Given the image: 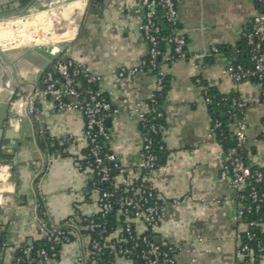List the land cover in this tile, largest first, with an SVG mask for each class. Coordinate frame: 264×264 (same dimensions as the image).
Segmentation results:
<instances>
[{"label":"crops","instance_id":"1","mask_svg":"<svg viewBox=\"0 0 264 264\" xmlns=\"http://www.w3.org/2000/svg\"><path fill=\"white\" fill-rule=\"evenodd\" d=\"M85 1L88 7L85 6L84 12H79L78 4L73 3L25 19L0 21V47L8 49L21 44L24 26L29 29L44 22L50 24L51 11L61 10L69 15L62 33L50 28L40 43L50 38L59 41L68 30L74 32L61 57L87 64L98 77V86L119 110L107 119L110 139L104 146L116 154L124 167L134 170L142 162V137L129 110L149 97L156 78L148 69L124 77L112 74L111 70L132 68L147 56L148 45L140 29L142 17L136 11V0ZM175 2L177 28L187 42L185 57L172 61L166 60L171 52L169 44L162 45L163 68L168 76L163 99L166 153L153 182L168 204L155 239L181 246L176 264H264L261 257L240 251L248 229L235 218L242 199L229 179L221 178L220 152L224 145L212 130L213 118L203 95L206 86L216 95L233 96L245 103L238 109L247 122V169L264 171V87L257 78L236 81L224 72L232 63L249 65L244 33L261 12V6L258 0ZM163 19L160 14L159 20L165 27ZM14 29L19 30L18 38L14 37ZM213 47L220 51L213 52ZM199 52L209 55L193 59ZM21 53L25 55L27 51ZM22 55L19 59L7 55L14 67L9 65L0 71V98L14 91V102L33 90L44 58L36 53L26 58ZM18 80L26 83L20 85ZM26 105L25 100L16 105L20 116L16 121L12 119L13 123L8 121L5 127L3 152L10 156L18 154V165L15 167L10 160L9 171H0L3 264H17L13 260L16 251L41 240L40 217L52 225H60L74 211L78 220L98 211L97 195L88 192L91 170L80 169L76 160L85 151L84 141L79 138L75 143H58L54 152L41 136V130L45 129L49 136L70 132L79 137L85 124L82 114L59 109L51 97L37 98L34 114L28 112ZM40 208L43 216L39 214ZM258 228L264 234V221ZM86 245V239L62 244L55 264H75L87 252ZM113 264L133 262L120 256Z\"/></svg>","mask_w":264,"mask_h":264},{"label":"built area","instance_id":"2","mask_svg":"<svg viewBox=\"0 0 264 264\" xmlns=\"http://www.w3.org/2000/svg\"><path fill=\"white\" fill-rule=\"evenodd\" d=\"M136 1V11L142 17L140 29L148 45L147 56L132 68L121 67L111 72L124 77L148 69L156 78L155 88L149 97L129 110L141 132V165L134 170L128 169L114 152L105 149L104 142L110 139L107 119L119 110L98 86V77L91 72V68L71 58L56 59L43 72L36 88L22 96L31 114L37 111V98L51 97L59 109L78 111L84 117L85 124L79 137L70 132L49 136L45 129L41 130V136L59 143H75L79 138L84 141L85 151L76 160L80 169L87 167L91 170L88 192L97 195L98 211L85 218L86 222L76 219L77 213L74 211L60 225H52L40 217L41 239L48 246L38 249L36 257H33L31 244L21 247V254L13 255L17 264H55L58 259L56 246L83 242L84 239L87 252L79 256L75 264H113L120 256L133 264H176V255L181 246L167 241L157 242L155 239L162 212L168 203L161 197L153 177L162 167L159 151L166 150L164 134L167 125L165 109L160 102L167 75L163 68L162 45L169 44L171 52L166 60L172 61L185 57L187 40L177 28L175 0ZM258 2L262 10L244 33L250 63H232L224 72L236 81L257 78L264 87V0ZM160 14H163L172 31L163 29ZM79 26L80 23L77 24ZM212 50L220 51L218 47ZM208 55V52L195 53L193 59ZM203 95L207 106L213 103L206 86L203 87ZM262 101L264 104V90ZM231 106L243 108L245 103L232 97ZM227 126L232 129L233 142L220 152L223 162L221 178L229 179L232 187L239 192L242 203L235 218L248 226L245 236L249 240H256L257 251L264 260V244L252 230L262 221L254 216L264 206V187H261L264 171L261 168L247 169L244 155L248 141L245 117H237L229 121ZM222 127V121L216 118L212 130ZM115 210L119 216L117 228L111 227L109 221L110 214ZM240 251L253 257L256 252L255 247L248 242L242 243Z\"/></svg>","mask_w":264,"mask_h":264},{"label":"trees","instance_id":"3","mask_svg":"<svg viewBox=\"0 0 264 264\" xmlns=\"http://www.w3.org/2000/svg\"><path fill=\"white\" fill-rule=\"evenodd\" d=\"M33 1L34 0H18L20 7H26V6L30 5L31 3H33ZM163 21H164L165 27L163 26V23L160 22L162 27H163V29L165 31H172L171 27L169 26V24L167 23L165 18L163 19ZM164 84H165V86H164V88L162 90V97L160 98V102L162 103V105H163V99H164V93H165L164 90H165V88L168 85V76L167 75H166ZM82 86H83V84H82ZM208 89H209L210 95L213 98V103L208 105L209 111H210V113L212 115V118H213V122H214V120L216 118H219L222 121V123H223V127L222 128H218L217 130H215V132L217 133L219 138L222 140L224 148H226L227 146H229L233 142L232 131L227 126V124H228L229 121L234 120L237 117H240L241 113H240V111H239L237 106H231V99H232L233 96L216 95L211 90V88H208ZM223 97L225 99H223ZM165 123H166V121H165ZM45 141L48 142L50 151H54L55 152V150H58V148H57L58 143H59L58 141L50 139V138L45 139ZM51 143H53L54 145L50 146ZM105 149H107V148H105ZM165 153H166V150L165 151H159L161 162H162V156ZM244 155H245V152H244ZM261 187H264V182L262 183ZM39 214L41 216H43V214L41 213V208L39 209ZM109 218H110L109 219L110 226L113 227V228H117L118 225H119V221H118L119 216L117 215V211L115 210L113 213H111ZM254 218L262 219V221H264V206L262 207L260 213L256 214L254 216ZM82 221L86 222L85 219L82 220ZM258 226H259V224L257 226H255L252 230L257 234L258 237H260V239L262 240V242L264 244V234L260 232ZM244 242H248L253 247H255V250H256L255 258H259L261 253H259L257 251V248H256V243L257 242H256V240H249L246 236H244ZM3 243H4V232H3V230H0V252L2 251ZM25 245H28V244H25ZM31 245L33 246V257H36V251L38 249L48 246V244L45 242L44 239H41L40 241L34 242ZM60 246H56V251L58 252V258H59V253H60ZM15 254H17V255L21 254V249H18ZM0 264H3L1 259H0ZM244 264H248V263H244Z\"/></svg>","mask_w":264,"mask_h":264},{"label":"water","instance_id":"4","mask_svg":"<svg viewBox=\"0 0 264 264\" xmlns=\"http://www.w3.org/2000/svg\"><path fill=\"white\" fill-rule=\"evenodd\" d=\"M36 3H42L38 8H34L35 4L26 9L23 13L25 15L30 14L33 10H44L46 8L50 7V4L54 3L55 1H58L59 3L63 2H72L77 0H34ZM33 1V2H34ZM91 1V0H90ZM93 1V0H92ZM88 7V6H86ZM92 12V10H90ZM70 41L64 40L61 42H58L57 44H34L30 47H28L27 53L23 55V58H26L28 54L30 53H36L44 58V62L39 66L40 71L37 75L38 78L34 82L33 89L36 88L39 78L42 76L43 72L59 57L62 56L64 50L69 46ZM57 49V50H56ZM6 51L0 52V68H2V65L5 63H8L10 66L14 67V63L10 61L6 57ZM16 70V69H15ZM16 74V71L14 72V76ZM6 79H4V82ZM19 81V80H18ZM26 82L19 81V84L22 85ZM14 91L11 94H7V96H4L3 98H0V171H9L8 165L9 161L11 160L12 164L16 167L18 165V154H15L13 156H10L8 154H4L3 152V144L6 142V139L4 138L7 135V131L5 130L6 123L9 121L10 123H13L12 119H18L20 114L16 107L17 104L20 102L24 103V97L21 95L17 97L14 102H12V98L14 97ZM26 109H28V105H26ZM10 134V133H9ZM8 144V142H7ZM1 212V209H0ZM159 238H156V241L158 242ZM32 244V242L30 243Z\"/></svg>","mask_w":264,"mask_h":264},{"label":"rangeland","instance_id":"5","mask_svg":"<svg viewBox=\"0 0 264 264\" xmlns=\"http://www.w3.org/2000/svg\"><path fill=\"white\" fill-rule=\"evenodd\" d=\"M4 1L5 0H0V20L1 21H5V20H7L13 16H24L25 14L23 12L36 3V1H34L33 3H31L30 5H28L26 7H20L18 0H9L8 2L7 1L4 2ZM40 5H42V3H40V2L36 3L34 8H38ZM49 14H50L51 21H52L50 24H47L46 22H44L43 24H39V26L37 28L35 26L30 27L27 30L28 34H31V33L36 34V35L40 34L39 36H41L43 34L42 37H45L50 28H52V31H55V33H62L64 31L66 25L69 23V15L67 16V15L63 14L61 12V10L51 11V12H49ZM13 31H14V34L16 35L14 37L18 38L19 37V35H18L19 30L14 29ZM30 46H32V45L28 44V43H21V44L12 45L11 47H8L7 53L5 55H6V57L8 54L9 55H16V56H18L17 59H19V57L22 54H24L21 52L27 51L28 47H30ZM22 57H23V55H22ZM8 66H9V64L5 63L4 65H2V68H0V71L7 69Z\"/></svg>","mask_w":264,"mask_h":264},{"label":"bare ground","instance_id":"6","mask_svg":"<svg viewBox=\"0 0 264 264\" xmlns=\"http://www.w3.org/2000/svg\"><path fill=\"white\" fill-rule=\"evenodd\" d=\"M73 3H77L78 4L79 12H84V9H85V6H86V1L85 0H77V1H72V2H63L62 1L61 3H59L58 1H55L54 3L50 4L49 8H46L44 10H40V9L33 10L30 14H27V15H24V16H13V17H11V18H9L7 20H10V19H25L27 17L33 16V15H38V14H40L42 12H45V11H49V10H53V9H59V8H62L64 6H66V5L73 4ZM74 25H75V23H74ZM27 30H28L27 26H24V32H23L24 36L20 39V41H21L20 43H28L30 41L29 44H31V45H34V44H57L58 42H61V41H64V40H68L69 38L72 37V35L74 33L73 31L68 30L67 34H65L64 37L61 40H59V41H56L54 38H50L45 43H40V41L44 38V37H42L43 34L41 36H39L40 35L39 34V35H35L34 37H32V34H28ZM6 50L7 49H2L0 47V52L1 51L4 52ZM39 71H40V67H38L37 74H39Z\"/></svg>","mask_w":264,"mask_h":264}]
</instances>
